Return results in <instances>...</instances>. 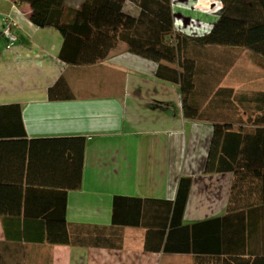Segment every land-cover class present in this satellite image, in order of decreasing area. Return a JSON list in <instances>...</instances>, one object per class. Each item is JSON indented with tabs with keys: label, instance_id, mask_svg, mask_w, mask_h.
Here are the masks:
<instances>
[{
	"label": "crops",
	"instance_id": "crops-1",
	"mask_svg": "<svg viewBox=\"0 0 264 264\" xmlns=\"http://www.w3.org/2000/svg\"><path fill=\"white\" fill-rule=\"evenodd\" d=\"M193 1L170 0L174 32L200 36L217 18L215 0L209 10L192 8ZM63 5L99 9L93 0ZM120 5L137 23L117 28L122 39L105 30L104 42L93 32L73 40L77 57L105 56L70 63L59 56L56 27L34 25L26 2L0 0V264H264L261 192L252 205L243 195L228 205L231 172H205L213 122L183 114L186 95L187 103L201 102L205 116L249 115L226 104L253 102V91H264V58L248 48L182 41L180 59L153 61L131 52L125 38L143 42L148 17L162 20L160 0ZM198 16L202 28L191 31ZM4 20L11 22V44ZM188 62L190 82L183 80ZM171 69L177 80L158 75L173 76ZM180 177L190 184L180 227L167 243L188 249L163 250L167 230L158 244L155 205L153 215L133 214L129 204L120 210L151 226L113 223L114 196L172 201ZM64 228L68 243L59 241ZM146 242L158 249H145Z\"/></svg>",
	"mask_w": 264,
	"mask_h": 264
},
{
	"label": "trees",
	"instance_id": "trees-1",
	"mask_svg": "<svg viewBox=\"0 0 264 264\" xmlns=\"http://www.w3.org/2000/svg\"><path fill=\"white\" fill-rule=\"evenodd\" d=\"M14 1L26 2L30 5L31 12L29 19L34 25L41 27L53 25L60 31L63 43L59 56L70 63L94 62L96 59L105 56V52L98 51L93 53L89 58L82 59V57H77L76 51L73 48L76 40H88L89 33L93 32L96 43L104 42L106 39L103 38L105 30L113 32V39L116 37L121 38V31L116 36L118 27L131 29L137 23L136 18L122 12L120 0H93V4H97V8H99L94 14L89 11L86 13L85 5L79 10L66 8L63 5V0ZM160 2L162 20L159 22L148 17V21L144 22V26L148 28L149 33L148 36H144L143 42L141 39L126 33L125 41L131 52L156 62H160L161 60L172 62L174 59H180V43L182 41H189L203 46L225 45L248 48L264 58V0H220L221 9L217 18L209 30L200 36H187L179 31L174 32L169 8L170 0H160ZM143 5L146 11H152L150 3L143 2ZM164 15L167 18H164ZM78 17L84 19L80 26L78 25ZM84 23V26L87 25V29L83 27ZM83 30H86L84 38L81 36V31ZM168 35L172 36L165 39ZM73 40H75V43H73ZM185 67L188 72H186L183 80L190 82L192 76L191 63L188 62ZM170 71L174 73L173 76L164 75L160 70L158 71V75L177 80L175 70L171 69ZM180 78H182V75ZM222 89L225 92L229 91V93L232 91L227 88ZM253 92L259 95L253 102L235 100L234 104L229 101L230 105L226 104L227 109L238 108L239 110H248L250 114L245 117L243 115L205 116L201 110L200 101L194 102V105H192L189 102L187 103L186 95L183 97V114L186 118L208 119L213 122L205 172H231L232 181L228 205L235 202L240 195L244 196V205H252L256 203L252 199H254L253 196L257 192H261V201L264 203V91L256 90ZM249 124H252V127L245 126ZM189 184V177H180L177 183L176 194L172 201L114 196L112 221L116 224L151 226V223L139 221L137 217L129 216L126 218L124 215H131V212L138 214L141 209H143V212L152 213L151 207L155 205V215L153 213L152 215L158 218V222L154 223L158 227L157 230L160 236L158 244L160 245L161 237L167 230L163 250L180 251L188 249V247L179 245L171 246L167 241L169 239V231L180 227ZM125 204H129L131 212L120 211ZM156 206H159L158 211L156 210ZM216 220L218 218L206 220L205 222ZM59 241L68 243L69 237L66 228L63 229V234L59 237ZM147 246L146 242L145 249H158V247L149 248ZM224 250L228 252L232 251L228 248ZM209 251L217 252L219 249L215 247L213 249L210 248ZM244 264H248V259ZM252 264H255L254 261Z\"/></svg>",
	"mask_w": 264,
	"mask_h": 264
},
{
	"label": "rangeland",
	"instance_id": "rangeland-1",
	"mask_svg": "<svg viewBox=\"0 0 264 264\" xmlns=\"http://www.w3.org/2000/svg\"><path fill=\"white\" fill-rule=\"evenodd\" d=\"M211 1H213V0H194L193 2V7L192 8H200V9H205V10H209V4H210V2ZM215 5L216 6H219L220 5V7H221V2H220V0H215ZM185 5V4H184ZM204 5V6H203ZM200 6V7H199ZM195 16V15H194ZM200 20V17L198 16V17H195V18H193L192 17V21H191V23H190V25L192 26L193 25V27H192V30L191 31H195L196 29H199V28H202V24H201V21H199ZM204 24H205V22H204ZM237 48V50H241L239 47H236ZM236 50V49H235ZM258 55V54H257ZM260 56H258V58H259ZM240 60H244L243 58H241Z\"/></svg>",
	"mask_w": 264,
	"mask_h": 264
},
{
	"label": "built area",
	"instance_id": "built-area-1",
	"mask_svg": "<svg viewBox=\"0 0 264 264\" xmlns=\"http://www.w3.org/2000/svg\"><path fill=\"white\" fill-rule=\"evenodd\" d=\"M10 25H11V22L9 20H4L3 25H2V34H4L5 36H7V38H9L8 44H11L14 40V36L12 35L10 31Z\"/></svg>",
	"mask_w": 264,
	"mask_h": 264
}]
</instances>
